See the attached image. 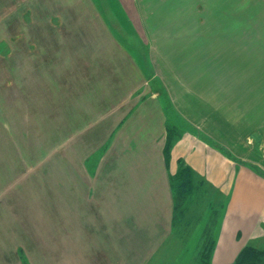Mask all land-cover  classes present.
<instances>
[{
	"label": "rangeland",
	"instance_id": "1",
	"mask_svg": "<svg viewBox=\"0 0 264 264\" xmlns=\"http://www.w3.org/2000/svg\"><path fill=\"white\" fill-rule=\"evenodd\" d=\"M124 1L82 0L81 5L78 0H0V264H194L202 243L219 237L227 198L210 183H203L192 206L200 218L183 238L170 230L162 240L149 239L150 229L163 222L161 213L136 214L147 229L138 230L141 243L136 240L137 231L132 239L124 237L126 241L117 235L120 214L100 213L102 202L97 204L89 193L95 170L90 161L105 154L106 127L96 126L92 132L85 122L90 116L93 122L101 120L111 104L108 95L128 98L141 93L160 99L165 112L171 105V121L180 130L201 133L173 113L170 86L157 81L153 62H159L163 74L174 76L166 69L168 59L177 57L169 51L171 37L167 36L184 30L189 33L185 41H190V53L178 56H190V60L176 63L174 72L190 79L192 68V74L203 73L199 78L210 77L204 89L212 88L217 79L218 31L237 24L235 14L241 15L244 29L258 28L259 58H264V0H139L148 27L157 33L152 55L149 39L137 32L144 30L138 20V3ZM193 33L204 36L192 37ZM136 47L147 51L141 55L145 61L138 60ZM126 50H131V63L140 80L108 85L110 64L129 62ZM119 73L123 76L124 71ZM126 104L121 101L118 106L127 108ZM119 157L115 162L119 167L111 165L117 177L124 173L123 159L130 162L122 150ZM85 158L88 165H82ZM107 176L105 172L106 190ZM198 178H194L196 185L202 182ZM112 185L116 188L120 182L114 179ZM118 192L117 197L111 196L121 204L133 195ZM103 222L112 233L107 240L98 230ZM91 224L96 229L91 230ZM83 234L88 240L94 235L96 244L89 245L83 238L80 245Z\"/></svg>",
	"mask_w": 264,
	"mask_h": 264
},
{
	"label": "crops",
	"instance_id": "2",
	"mask_svg": "<svg viewBox=\"0 0 264 264\" xmlns=\"http://www.w3.org/2000/svg\"><path fill=\"white\" fill-rule=\"evenodd\" d=\"M78 1L82 5V0ZM122 2L125 4L124 0ZM136 2L138 20L144 28V30L138 28L137 32L140 38L149 39L152 44L150 48L152 55L155 53L154 42L157 43L158 40L152 39L157 33L148 27L147 17L139 8V0ZM240 17L241 15L235 14V19L239 22L232 23L229 30L218 31V66L214 68L217 79H214L212 88L204 89L206 82L211 83L210 77L199 78L203 73L192 74V68L190 79L174 72L178 70L176 63L188 64L190 60V56L187 58L178 56L190 53V41H185L189 33L184 30L171 32L167 36L171 37L169 51L177 57L168 59L171 62L166 69L173 72L174 76L168 77L163 74L159 62H153L160 81L154 80L166 88L170 86L168 91L176 113L184 121L196 125L201 130V133L189 129L181 130V135L173 143L169 161L164 153L167 115L160 99L154 100L151 96L146 98L141 93L131 94L128 98L108 95V102L111 104L99 118L101 120L93 122L92 116L86 120L85 125L87 128L90 127L92 132L96 126H105L107 131L104 156L97 161H90L95 170L89 180V193L92 200L95 201L96 198L97 204L102 202V207L97 205L98 209L101 207L100 213L104 214L106 210L120 214L116 234H122L123 240L128 236L132 239L137 231L135 237L137 242L141 243L138 230L147 229L143 219L136 214L163 215L162 224L150 229L151 233H147L149 239L158 237V240H162L169 235L170 230L172 231L173 199L170 176L178 171L179 160L183 159L194 169L196 179L200 176L198 180L210 183L227 198L219 237L214 239L210 263L234 264L244 246L264 249V63H261L264 58H259L258 28L244 29ZM108 19L113 20L112 14H108ZM235 19L233 22H236ZM201 36L204 34H192V37ZM128 52L126 50L129 62L113 61L110 64L108 85L121 86L125 85L128 79L131 83L140 80L139 73V77L134 73L137 69L132 64L131 50ZM144 52L147 51L136 47L135 53L140 54L139 61L142 58L145 61L146 56H141ZM134 65L140 72L139 62L135 60ZM121 70L124 71L123 76L119 73ZM143 70L145 68L142 67ZM129 72L131 77L127 78ZM142 79L146 81V77ZM198 80L206 81L198 83ZM121 101L128 103L127 108L125 105H122V109L119 108L118 104ZM112 105L113 108L109 109ZM81 118L83 124V115ZM80 132H83V129ZM121 150L130 162L128 164L127 159H123L124 173L117 177L111 172L113 170L111 165L116 162ZM88 160L85 158L82 165H88ZM115 166L119 167L117 163ZM105 172H108L106 180L108 192L103 187ZM111 179H116L120 185L115 188ZM121 190L125 196H128L129 192L133 193L130 200L122 204L114 202L111 196L117 197L115 192L120 193ZM149 201L154 205L151 203L147 205ZM103 221L107 220L104 218ZM104 222L98 230L102 231V236L107 240L112 237V233L108 231V226ZM90 228L94 230L96 226L91 224ZM83 238L89 245L96 244L94 235L88 240L83 234L80 236V245L83 244Z\"/></svg>",
	"mask_w": 264,
	"mask_h": 264
},
{
	"label": "trees",
	"instance_id": "3",
	"mask_svg": "<svg viewBox=\"0 0 264 264\" xmlns=\"http://www.w3.org/2000/svg\"><path fill=\"white\" fill-rule=\"evenodd\" d=\"M172 106L167 105V138L164 148L166 159L169 161L171 158V150L174 141L181 135L180 126L171 121L170 110ZM173 113L176 111L173 110ZM180 116L178 113H176ZM179 169L176 173L170 176L172 199H173V215H172V231L183 238L184 233H188L191 230L193 224L199 220L197 208L192 210V206L196 203L197 195L201 192L203 180H199L200 184H194V178L196 174L194 169L187 165L183 159L179 160ZM196 180V179H195ZM213 242L202 243V253L195 260L194 264H211L210 257L214 250ZM234 264H264V249L254 246H244L238 253Z\"/></svg>",
	"mask_w": 264,
	"mask_h": 264
}]
</instances>
